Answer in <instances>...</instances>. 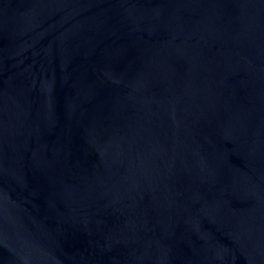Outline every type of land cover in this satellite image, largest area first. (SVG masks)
<instances>
[{"label":"water","instance_id":"obj_1","mask_svg":"<svg viewBox=\"0 0 264 264\" xmlns=\"http://www.w3.org/2000/svg\"><path fill=\"white\" fill-rule=\"evenodd\" d=\"M0 264H264V0H0Z\"/></svg>","mask_w":264,"mask_h":264}]
</instances>
